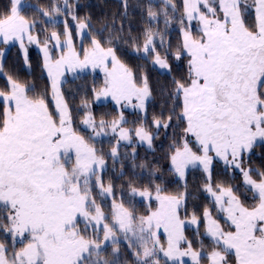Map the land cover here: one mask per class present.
I'll list each match as a JSON object with an SVG mask.
<instances>
[{
	"label": "snow or ice",
	"instance_id": "snow-or-ice-1",
	"mask_svg": "<svg viewBox=\"0 0 264 264\" xmlns=\"http://www.w3.org/2000/svg\"><path fill=\"white\" fill-rule=\"evenodd\" d=\"M9 2L8 12L0 15V37L5 43L19 41L21 48L25 40L39 44V37L32 34L36 21L22 14L24 8L33 5L25 0ZM182 7L183 14L177 18L182 39L174 58L179 60L183 53L188 54V77L173 79L171 95L182 99L177 119L186 126L168 159L171 171L185 180V192L164 195L156 185L158 209L137 217L125 207L123 199L115 201L110 182L105 186L102 173L106 162L90 140L110 127L118 135L109 153L115 159L120 141L131 143L129 130L120 127L125 122L123 114L119 120L109 123L101 118L97 123L88 112L82 124L92 135L86 139L73 127L61 78L66 70L101 68L105 82L98 92L94 89L97 99L111 96L117 104L123 101L141 110L151 97V88L147 75L137 76L119 59L114 47H105V42L91 35L89 17L72 15L78 36L82 39L88 35L91 47L82 48V54L76 51L67 21L62 33L46 35L43 68L50 79L54 110L49 108L47 92L30 96L34 87L10 76L6 77L8 90H0V211L4 213L0 229L11 241V247L0 242V264H121L117 232L124 240L130 239L129 233L135 238L133 243L140 249L133 252L136 264H160V253L166 258L165 264H184V257H190L192 264H264V172H257L258 178L253 179L252 170L242 167L243 156L251 153L258 141L264 144V0H252L251 5L248 0H182ZM169 9L178 11L172 0H164L161 12L166 28L172 22ZM36 10L45 17L51 15ZM69 10L68 0H64V11ZM53 11L59 13L61 8L53 6ZM250 11L254 18L248 24L245 17ZM147 17L150 22L158 20L151 5ZM193 21L198 24V35L193 34ZM157 37L163 46L159 31L150 26L144 29L143 53L170 74L166 55L156 50ZM115 38H108L106 43L111 45ZM57 49L67 51L54 55ZM133 99L138 103L132 105ZM172 118L169 115L162 122L154 117L153 124L167 128ZM135 135L151 146L153 135L145 126L136 128ZM189 135L197 150L190 146ZM214 158L242 173L245 185L258 198L257 205L246 207L232 187L213 184ZM190 167L204 171L203 190L220 214L216 218L213 210L205 207L202 218L193 212L189 221L196 226L197 235L203 222L204 235L211 240L207 249L203 240H198L199 250L193 248L184 234L186 221L180 215L186 208V174ZM94 188L102 199L113 196L109 214L97 203ZM131 194L151 199L153 190L132 187ZM161 228L167 234L166 247L159 239ZM17 244L21 245L18 249ZM109 247L111 258L105 255Z\"/></svg>",
	"mask_w": 264,
	"mask_h": 264
},
{
	"label": "trees",
	"instance_id": "trees-1",
	"mask_svg": "<svg viewBox=\"0 0 264 264\" xmlns=\"http://www.w3.org/2000/svg\"><path fill=\"white\" fill-rule=\"evenodd\" d=\"M25 2L26 4L33 5V7L24 8L22 14L30 20L36 21L32 34L39 37L41 41L39 44H44L43 41L46 35H50L53 31L62 33L65 27L64 22L67 21V25L73 34V42L75 45H78L77 22L73 21L72 15H76L80 19L89 17L91 35L105 42V47H114L119 59L130 67L137 76L141 74L147 75L151 88V98L146 106V124L149 126V129L152 128L151 123L154 117H158L162 122H166L169 115L173 116L172 120L168 122V127L165 129L167 134L164 136L165 139L162 145L159 146L158 150L150 154V157H146L141 151L137 153L136 157L129 154L128 156L114 159L109 155L112 144L106 142L93 144L104 156L106 165L102 173L103 180L105 186L109 182L112 184L115 201L119 203L123 199L125 207H127L126 205L131 207L129 199L131 198L132 187L141 190L144 187H149L153 190L156 185H162V193L168 195L184 193L185 181L182 183L175 177V173L171 171L170 160L168 159L173 151V144L176 143V140L183 133V129L186 126L183 120L177 119V116L182 111V99H174L171 95L174 87L173 79H187L188 77L186 67L187 56L182 54L179 60L174 58V54L182 39L180 30L182 26L177 19L183 14L182 0H172L178 11L173 13L169 9L172 22L167 28L164 24L163 13L161 12V9L164 7V0H68V4L70 5L69 11H64V0H25ZM149 5L158 14L157 22H150L147 17ZM53 6L60 7L61 11L59 13L54 12ZM9 8V0H0V15L6 14ZM36 9L48 11L51 15L50 17H45L41 14V11H37ZM253 18V16H250L248 22L252 23ZM49 19H53L56 22H52ZM149 26L159 31L163 37V46H161L159 37H157L156 50L162 56L166 55L167 62L171 66L170 74L167 71L160 72L154 67L152 63L153 58L143 55V32ZM113 36L116 38L111 45H108L106 43L107 39ZM89 41L90 37L88 35L85 36L81 42V53L82 48ZM137 46H141L140 51L136 50ZM0 50L6 51L2 63V76L0 75V90H8L9 84L6 77L10 76L21 83L34 87V91L29 92L30 96L43 95L47 92L46 99L49 103V108L50 110H54V103L51 99V88L45 74V69L43 68L41 55L31 50L27 55V62L25 63L17 44L1 42ZM101 86V77L91 73L71 77L60 86L64 99L72 112L73 125L77 129L76 131L79 134L86 135V138H89V131L82 129L79 125H81L88 105H94L92 111L96 120H100L101 118L112 120L118 116V110L111 105L95 106L94 89L97 91ZM255 150L252 159L249 161L252 167L251 175L253 179L258 178L257 172H264V144H258ZM153 154H155V157L152 156ZM145 160L148 161L147 170L144 167ZM154 171L157 172V175ZM240 179L239 174H233L230 170L224 169L219 165L215 166L212 170V182L214 185L222 184L232 187L239 197L244 198V204L251 207L255 202L245 197V194L249 190L241 184ZM186 184L188 198L186 200V208L181 209L183 218L191 217L193 212L202 218V212L205 207L212 209L213 213H215L210 197L203 190L205 175L198 172L191 174L187 177ZM93 195L96 196L97 203L101 204L105 212L109 214L113 196L102 199L95 188L93 189ZM135 199L134 197L133 200ZM135 207L137 209L140 208L143 214L147 213V207L144 203L137 202ZM199 229L201 231L204 229L203 222H201ZM3 232L0 229V234ZM118 237L120 238L121 264H136V257L133 255V252L138 251V246L133 244L129 246L130 240H124L123 236ZM0 241H2L1 237ZM20 246L18 244L17 248ZM110 253L111 247L108 248L105 255L111 258Z\"/></svg>",
	"mask_w": 264,
	"mask_h": 264
},
{
	"label": "rangeland",
	"instance_id": "rangeland-1",
	"mask_svg": "<svg viewBox=\"0 0 264 264\" xmlns=\"http://www.w3.org/2000/svg\"><path fill=\"white\" fill-rule=\"evenodd\" d=\"M248 3H249V5H251L252 4V0H248ZM250 16L254 17V12L250 11L247 14V16L245 17V22L248 23V24H251L250 22H248V19H249ZM49 20L53 22V19H49ZM185 26H187V21L185 22ZM197 28H198L197 22L193 21L192 22V31H193L194 35H198V32L196 31ZM83 39L81 41H83ZM9 44H11V43H9ZM88 47H91V43H87L84 46V48H88ZM0 52H2V53H0V54H2L1 58H0V65H2V63L4 61L3 59H4V56H5V51H0ZM183 54L187 56L186 67H187V70H188L189 56H188L187 53H183ZM54 55H55V53H54ZM143 55L145 56L144 53H143ZM154 67L157 68L160 72H165L164 70L159 69V67L156 66V65H154ZM86 73H91L93 75H98V76L101 77L102 86L96 92H98L100 89H102L104 87L105 73H104L103 69H101V68L92 69L91 67H89V68H86V69H83V70H79L78 69L76 72L70 71L69 75H71V77H75V76L86 74ZM0 75L2 76V72H0ZM150 98L148 100H146V102H145V110H141L139 108H134L131 105H127L123 101L120 104H117L116 101L113 100L111 96H107V97L100 96L97 99V97L95 95V99H94L95 106L111 105V106H113L114 108H116L118 110V116L116 118H114L115 120H119L121 113L123 114V119H124L125 122L121 123L120 127L128 129L129 133H130L131 143H129L128 141L121 140L120 143H119V146L117 148V156H116L115 159H118L121 156H128L129 154L131 156H133V157H136L137 153H139L141 151L143 152V155H145L146 157H150L151 156L150 154L154 153V151L158 150L159 146L162 145L163 140L165 139L164 136H165V134H167V131L165 130L166 128H163V129H162V127L156 128L154 126L153 122H152L151 123L152 128L149 129V126L146 124V106H147L148 101L150 100ZM137 103H138V101L133 99L132 105H135ZM93 106L94 105H88L86 107L85 115H84L83 119L85 118V116L87 115L88 112H91V114L93 115V111H92ZM83 119H82V121H83ZM114 119H112V120H114ZM112 120H105V121L110 123ZM82 121H81V125H79V127H81L82 129L88 130L89 131L88 137H90L92 135V132H91L90 129H87L82 124ZM99 121L100 120H96L97 123H99ZM141 125L145 126L147 128V130L150 131L151 134L153 135L151 146H149L147 142H140L139 138L135 135V129L140 127ZM73 127L76 129V127L74 125H73ZM81 135L85 136V138H86V135H84V134H81ZM183 135H184V132L181 133V135L178 137V139L176 140V144H179L181 142V139H182ZM117 139H118V135L113 133L111 131L110 127H107V128L104 129V134L103 135H101V136L97 137L96 139L90 141V143H92V144H94V143L95 144H101L102 142H106V143L112 144V147H114V146H116ZM188 140H189L190 146L193 147V150H197V145L194 142V138L189 135L188 136ZM258 144H261V143L258 141L257 145ZM255 147L252 149L251 153L245 154L243 156V158H242V167L244 169H246V170L247 169H252V167L250 166L249 161L252 159V155L256 151ZM210 155L214 156V153H210ZM152 156L155 157V154H153ZM147 165H148V161L145 160L144 161V167H145L146 170H147ZM217 165L222 166V168H224V169L230 170L233 174H239L240 177H241V179H240L241 184L247 190H249L248 187L245 185L244 177H243L242 173L238 169H235V168L230 167V166H226L225 163L221 159L214 158L213 165H212V170ZM170 168H171V162H170ZM154 172L157 175V172L156 171H154ZM197 172L198 173H202L203 175H205V173L202 170V168H200V167L191 168L190 167L188 169V171H187L186 179H187V177L189 175L196 174ZM175 177L178 178L176 175H175ZM178 179L182 183L185 181V180H181L180 178H178ZM159 186L162 187V185H159ZM162 194L168 195L166 193H162ZM207 195L210 197V199L212 201L211 196L209 194H207ZM154 196H155L154 189H153V197L151 199L146 198V197L142 198V197H140L138 195L133 196L131 194V198L129 199V202L131 203V207L129 205H126V206L129 208V210L134 212L135 216H137V217L146 216V215L149 214L150 211H156L158 209V207H159V204L154 199ZM134 197L136 198L135 200H133ZM245 197H248V198L251 199L250 201L255 202L252 206H255V205H257L259 203L258 198H254L253 193L250 190H249L248 193L245 194ZM240 199L244 203V198L240 197ZM136 201L144 203L146 205V207H147V213L146 214H143L140 211V208L137 209L135 207L136 204H137ZM244 205L246 207H250L247 204H244ZM212 206L215 209V206H214L213 203H212ZM106 214H108V212H106ZM3 215H4L3 211H0V216L2 217ZM180 215H181V219L186 221L185 227H184V234L187 237V239L192 242L193 248L195 250H199L200 249V245L198 243V240H203L205 248L207 249L208 246L211 244V240H210V238H208V237H206L204 235V229H202V231L199 229V235H197L196 226H194V225L189 223V221L191 220V217L184 219L183 216H182L183 215L182 214V210H181ZM213 216L216 217V218H220V214H218L216 211H215V213H213ZM108 223H111V221H108ZM221 223H223V220H221ZM117 235L118 236H123V234L120 233V232H118ZM158 235H159V239H160L161 243H163L165 245V247H166L167 246L166 245L167 234L163 231L162 228L160 229ZM0 237L2 238V241H0V242H3V243L6 244V246L11 247V241H10L9 237L4 232L0 234ZM129 237H130V239H129L130 240V244L138 246L137 244L133 243L135 238L131 237V233H129ZM17 246H18V244H17ZM17 246H16V248H17ZM182 247H186V245H182ZM139 250L140 249L138 247V251ZM10 255H11V251L9 252V256ZM158 258L160 260V264H165L166 258L163 256V253H160ZM230 259H234V257H230ZM183 261H184V264H192V261H191L190 257H184ZM167 264H172V262L171 261H167Z\"/></svg>",
	"mask_w": 264,
	"mask_h": 264
},
{
	"label": "crops",
	"instance_id": "crops-1",
	"mask_svg": "<svg viewBox=\"0 0 264 264\" xmlns=\"http://www.w3.org/2000/svg\"><path fill=\"white\" fill-rule=\"evenodd\" d=\"M25 3H26V2H25ZM53 22H56V21L53 20ZM86 32H87V30H86ZM85 36H87V35H84L83 38H84ZM83 38H82V39H83ZM63 39H64V37L61 38V41H62V42H63ZM78 39H79V42H80V43H79L78 45H75V44H74V46H75V48H76V51H77V52H80V49H81V42H82L81 40H82V39H81L80 36H78ZM1 42H4L2 37H0V43H1ZM7 43H15V44L18 45V47H19V49H20V51H21V54H22V56H23V58H24V60H25V63L27 62V61H26L27 59H25V50H26V55H28V53H29L31 50L38 52V53L41 55L42 60H43V51H42V49H43V47H44V44H42V45H41V44H35V43H33V44H29V43L27 42V40H25V41H24V47L21 48V46H20V42H19V41H13V40H10V41H8ZM73 43H74V42H73ZM89 43H91V42H89ZM49 47L51 48V43L49 44ZM60 51H64V52H66L67 49H57V50L55 51V55H59ZM0 53H2V52H0ZM69 73H70L69 70H66V71H65L64 76L61 78V80H62L61 85H62L64 82H66L69 78H71V75H69ZM45 74H46L47 79H48V82H49V84H50V79H49V77H48V75H47V71H46V70H45ZM61 85H60V86H61Z\"/></svg>",
	"mask_w": 264,
	"mask_h": 264
}]
</instances>
